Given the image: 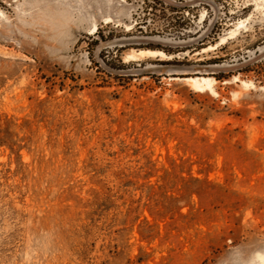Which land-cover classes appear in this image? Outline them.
<instances>
[{"label": "rangeland", "instance_id": "374dc122", "mask_svg": "<svg viewBox=\"0 0 264 264\" xmlns=\"http://www.w3.org/2000/svg\"><path fill=\"white\" fill-rule=\"evenodd\" d=\"M170 1L0 34V264H264V1Z\"/></svg>", "mask_w": 264, "mask_h": 264}, {"label": "clouds", "instance_id": "9594fccd", "mask_svg": "<svg viewBox=\"0 0 264 264\" xmlns=\"http://www.w3.org/2000/svg\"><path fill=\"white\" fill-rule=\"evenodd\" d=\"M85 0H4L0 6V34L15 38L23 35L32 42L44 41L48 54L59 59L69 38L70 29L91 23ZM227 264H248L241 252Z\"/></svg>", "mask_w": 264, "mask_h": 264}, {"label": "bare ground", "instance_id": "6f19581e", "mask_svg": "<svg viewBox=\"0 0 264 264\" xmlns=\"http://www.w3.org/2000/svg\"><path fill=\"white\" fill-rule=\"evenodd\" d=\"M264 1V0H263ZM94 29H97V27L95 26ZM234 34V32L232 33V35ZM233 36L230 37H223L220 41V45L224 44L227 42V40L229 38H232ZM218 47V45L216 46H210L209 48H207L205 51H210V50H214ZM166 54L161 51V50H131L125 57L127 62L130 61H136L139 60L141 58H158V57H165ZM189 85L193 88L196 89H200V88H210L213 89L214 86V82L215 80L211 77L208 76H191V77H187L185 79ZM261 260L262 262H264V256H261Z\"/></svg>", "mask_w": 264, "mask_h": 264}, {"label": "water", "instance_id": "95a60500", "mask_svg": "<svg viewBox=\"0 0 264 264\" xmlns=\"http://www.w3.org/2000/svg\"><path fill=\"white\" fill-rule=\"evenodd\" d=\"M168 3H170V4H174L173 2H171L170 0H166ZM209 1V0H208ZM209 3H212L213 4V2L211 1H209ZM175 5V4H174Z\"/></svg>", "mask_w": 264, "mask_h": 264}]
</instances>
